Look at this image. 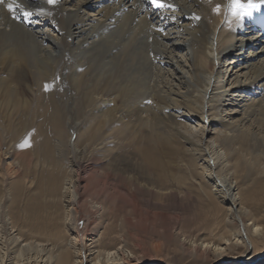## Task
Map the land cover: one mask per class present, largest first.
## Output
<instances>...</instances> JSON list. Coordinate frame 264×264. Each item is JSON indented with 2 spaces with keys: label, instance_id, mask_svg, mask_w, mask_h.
Listing matches in <instances>:
<instances>
[{
  "label": "bare ground",
  "instance_id": "bare-ground-1",
  "mask_svg": "<svg viewBox=\"0 0 264 264\" xmlns=\"http://www.w3.org/2000/svg\"><path fill=\"white\" fill-rule=\"evenodd\" d=\"M17 2L33 15L0 5V264H264V7ZM124 133L186 146L187 178L163 184L154 150L99 172L95 143Z\"/></svg>",
  "mask_w": 264,
  "mask_h": 264
},
{
  "label": "rangeland",
  "instance_id": "rangeland-1",
  "mask_svg": "<svg viewBox=\"0 0 264 264\" xmlns=\"http://www.w3.org/2000/svg\"><path fill=\"white\" fill-rule=\"evenodd\" d=\"M0 114H3V112H0ZM67 131L69 133L70 139L73 141L76 137V129L73 127H68ZM113 141H119L118 145L109 147L107 144L111 143L110 140H101L95 143V145L97 143H100V147H102V150L98 153V156L92 157V163L98 166L97 169L99 172H104L103 170H108V162L109 159L112 157L115 158V165L118 168L128 167L134 171H138L142 164H144V162L142 158L143 154L141 155V157H136V152H151V150H154L152 152L150 160L154 161V171L157 173V176L159 178L166 179L163 184L178 185L179 183L183 182L184 179L187 178V173L190 169V166L192 167L193 165L192 159H190L189 154L184 151L186 149V146H184L183 144L181 145V143H178V145L176 146H167V148L161 149V147L157 146L154 140H151V138L149 139L148 136L143 137L141 140L134 141L133 135H130L128 133H124V135H115L113 137ZM89 152L87 153V157L90 156ZM118 152L121 155L120 160L118 158L116 159L115 157V154H117ZM169 211L172 215V210ZM179 219L181 220V218ZM83 224L84 221H81V230H83ZM177 224L171 226L170 233L175 231L177 228L184 229V223H182V221H180V226ZM166 246L167 245L165 244L164 247L166 248ZM164 247L163 249H165Z\"/></svg>",
  "mask_w": 264,
  "mask_h": 264
},
{
  "label": "snow or ice",
  "instance_id": "snow-or-ice-1",
  "mask_svg": "<svg viewBox=\"0 0 264 264\" xmlns=\"http://www.w3.org/2000/svg\"><path fill=\"white\" fill-rule=\"evenodd\" d=\"M46 2L50 6H55L59 0H46ZM149 3L157 9L170 7V5L164 3L163 0H149ZM0 5L6 7L7 11L10 14H13V19L16 18L15 13L17 11L20 12V15L26 22L29 21L33 15L31 11L25 10L23 6L17 2V0H0ZM262 7H264V0H227L226 11L230 17L235 18L237 22H240L244 18L250 17L254 11H260ZM220 9L221 5L217 4L214 8V12L219 13ZM194 19L198 20L199 17H194ZM45 90H48L47 85L45 86ZM29 146L30 144L27 138H25L20 145L21 148Z\"/></svg>",
  "mask_w": 264,
  "mask_h": 264
}]
</instances>
